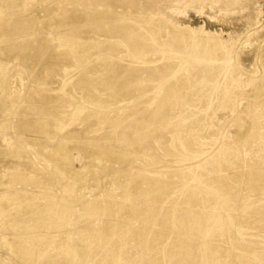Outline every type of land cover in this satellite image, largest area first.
I'll use <instances>...</instances> for the list:
<instances>
[{"label":"rangeland","instance_id":"obj_1","mask_svg":"<svg viewBox=\"0 0 264 264\" xmlns=\"http://www.w3.org/2000/svg\"><path fill=\"white\" fill-rule=\"evenodd\" d=\"M75 1L77 3L74 6L66 4L67 12H72L70 15H76L73 11H82L83 5H86L87 9L91 7L88 5H93L90 0ZM132 1L135 6H129V12H134L142 31L138 39L144 41L132 49L134 51L139 49L145 55L141 59L132 56L133 59L127 60V65L138 66V70L142 71L139 76H144V85L149 88L135 92L131 102L121 99L115 103V110L107 112L106 115L94 116L93 120L99 124L101 134H105V131L107 135L111 134L104 138L106 140L104 148H109L113 141L124 144L128 137H131L130 141H134L142 135V139L146 136L145 144L140 151L143 152L145 161L156 166V169L151 171L152 175L171 180L174 177L168 175L166 170L174 168L188 176L184 178L183 183H178L169 192L166 191V198L157 204L169 203L185 212L199 210L201 213L186 214L178 220L176 213L172 211L166 220L169 230L164 231V238H157L158 242L154 243L153 238L161 234L163 229L153 228L156 217L161 216L160 213L145 212L147 200L153 192L123 195L127 188L126 176L114 173L118 172L116 165L120 164L119 160L113 163L107 159L97 158L92 165L94 158L92 150L90 152L82 147H65L60 152L62 158L53 155L54 147L62 141L66 133L75 136L74 130L82 129V123L75 124L76 116H71L65 120L67 127L62 134L60 128L64 121L59 118L60 123L54 127L56 132L47 137L49 144L47 148L30 146L24 150L23 155L21 153L8 157L17 160L27 157L31 165L38 162L49 164L51 161L65 168L62 175L69 178L70 185L75 188L77 185L86 188V192L76 189L61 195L64 191L62 193L59 191L60 186H52L47 196H54L60 192L57 195L61 197H75L80 203L70 208L69 223L78 219L84 221L93 216L98 227L94 229L95 231L92 229L94 233L91 230L93 233L91 235L84 230L86 236L80 242L73 238L69 240L66 249L74 256L71 260L63 257L64 250L61 247L52 244L54 234L45 235L43 247L47 246L49 249L40 256V264H264V176H259L260 173L264 175V82L261 83L264 80L262 74L264 67H261L263 71L260 74L259 70H252L253 65H250L255 62L258 49L263 44L261 39L264 38V0ZM27 2L38 3V0H1L0 10H3V13L0 12V15L7 9H17L19 13L29 16L28 19L34 20L32 16H39V20L35 18L34 23L26 25L29 28L33 27L32 29L41 26V32L38 30L37 33L35 30V33L33 31L31 32L33 34L29 35L48 34L51 41L60 43L62 37L56 39L57 37L50 32L53 28L51 26L55 23H52V20L44 22L46 19H40L43 12L40 13L32 7L26 11L20 9ZM50 3L52 4V0L47 2L48 5ZM61 6L64 7L62 4L59 7ZM121 7L113 0H104L95 4V7L93 5L91 9L97 8V11H105L107 16H110ZM253 11L256 15L253 19L254 25L251 26L252 20L249 15ZM8 12L9 10L6 13ZM166 22L171 25L164 26L166 24L163 23ZM155 23L159 26L154 27ZM5 26V29H9L7 31L9 37L14 36L16 29L12 28L10 23ZM180 27H189L190 31L181 32L183 30ZM199 27H202L203 33L210 31L221 36L223 33L224 35L219 37L220 40L218 39L222 42L216 44L217 41L213 42L214 39L204 38L202 32L200 34L196 31ZM3 30L0 35L4 34ZM76 38L81 39L80 36ZM6 39L9 38H4ZM172 41H178L179 44ZM229 42L233 46L231 44L229 47ZM144 45V50H141ZM71 47L74 45L71 44ZM109 60L116 61L114 56H110ZM166 65L170 67L167 68L168 74L165 75L162 68ZM247 70L249 74H246ZM120 72L125 76L130 75V72L123 68ZM242 74L249 75V78L247 76L245 79ZM251 79L257 83H250ZM169 80L172 83H168ZM178 85L183 88L182 91L178 90ZM250 85L252 87L255 85L254 91L250 90L252 87L248 88ZM257 85H261V88ZM63 91L58 92L62 93L61 96L64 98L66 93ZM168 93L171 95H167ZM172 93L176 95L175 98H172ZM63 102L61 99L59 103ZM66 102L65 100L64 103ZM0 105L1 121H6L12 116L15 122L23 116L21 114L23 112L19 113L11 103ZM145 110L151 111L147 116L148 120L141 117ZM80 111L82 109L78 110ZM148 121L156 126L153 132L144 130L141 134H136V138L133 135L129 136L134 134L137 126L145 125ZM254 125L255 133L248 136ZM13 127L14 123H11L1 129L0 140L7 135L21 134L15 132ZM88 127H91V123ZM25 134H28L27 131ZM94 138L95 134L83 137L81 135L77 137V142L85 146L87 142L94 141ZM30 153L35 157L28 156ZM38 155L42 159L37 157ZM247 162L253 164L254 169L251 170H254V175L257 173L256 178L259 180L255 178L257 181L254 179L246 184L245 181L224 174L227 168L238 167ZM103 165L107 167L110 165L108 173H104L107 177L103 176L104 168H100ZM158 167L160 169H157ZM85 173H89V176ZM134 173L135 171L132 174ZM94 180L103 181L109 194L105 199L115 200L116 208L120 203L128 202L135 205L134 211L125 210L120 213L114 211L115 207L112 208L110 216L105 219L109 218L110 221L112 219L114 225L106 224L110 221L101 218L96 212L82 211L80 209L82 200L84 202L95 198L93 190L100 186L97 184L98 186H93L95 189L91 190V183ZM7 184L16 186L12 182ZM163 190L165 191L164 188ZM195 203H198V206L194 207ZM1 253V256L9 257L7 252ZM0 264H5L2 257Z\"/></svg>","mask_w":264,"mask_h":264},{"label":"bare ground","instance_id":"obj_2","mask_svg":"<svg viewBox=\"0 0 264 264\" xmlns=\"http://www.w3.org/2000/svg\"><path fill=\"white\" fill-rule=\"evenodd\" d=\"M48 1L50 2L51 0H38V3L27 2L20 9L26 11L29 7H32L40 13L43 12L40 15V19H46L43 20L44 22L52 20V23H55L51 26L53 28L50 32H52L51 35L54 34L57 37L56 39L62 37L60 43L51 41V36L49 38L48 34H41L39 36L29 35L33 31L35 33V30L38 33V30L41 29V26L39 28L34 27V29H32L33 27H28V24L34 23L35 18L39 16H32L34 20L28 19L29 16L19 13L17 9H7V11L9 10L8 13L5 11L3 15H0V32L4 29L2 31L4 34L0 35V104L11 103L19 113H24H21L23 116L19 117L15 122H13L15 118L12 116L6 121L0 120V130L8 124L14 123L13 129L15 132L21 133L13 134V136L7 135L0 140V254L5 251L9 255L8 258L1 255L0 257H2L5 264H40V256L46 249H49L47 246L43 247L45 235L49 233L55 235L53 236L52 244L61 247L64 250L63 257L71 260L74 256L66 249L69 240L73 238L75 241L80 242L86 236V231L91 235L94 233V229L98 227V223H95L93 216L84 219V221L78 219L73 223H69L70 208L80 202L75 197H61L57 194L64 191L61 195H65L68 191L76 189L85 193L86 188L84 189L78 185L76 188L71 186L69 178L62 175L64 170H66L65 168L51 161L49 164L38 162L35 165H31L27 157L22 160L8 157V155L18 156L21 153L23 155L24 150L30 146L34 148L44 146V148H47L49 146L47 137L52 136L56 132L54 127L59 122V118L64 121L60 128L62 134L67 127V121L65 120L71 116H76L75 124L82 123V129L81 131L74 130L75 136H70L66 133L62 137V141L54 147L53 155L62 158L60 152L65 147H82L83 149H88L90 152L92 150L94 152L92 165L95 164L93 161L97 158L107 159L113 163L119 160L118 163L120 164L116 165L118 166V172L114 173L126 176L124 178L127 188L123 195L138 194L143 191L153 192L147 200L145 212L160 213L161 216L156 217L157 219L153 228L159 227L163 229L161 234H157L153 238L154 243L158 242L157 238H164L166 230H169L166 220L172 211L176 213L178 220L186 214L196 215L201 213L199 210L185 212L169 203L157 204L159 201L162 203V200L166 198V191L169 192L178 183H183L182 181H185L184 178L187 174L183 175L178 170L170 168L166 171H168V175L174 177L171 180H168L166 177L152 175L151 171H154L156 166L145 161L143 159V152L140 151L145 144L144 140L146 136L143 139V135L142 137L138 135L140 136L138 137L139 139L132 137L134 141H130L131 137H128L125 139L124 144H117L113 141L109 148H104L106 147V140L104 138L111 134L108 133L107 135V131H105V134H101L102 131L99 124L96 120H93L94 116L106 115L107 112L115 110V103H118L121 99L131 102L135 92L145 91L149 88V86L145 87L144 85L142 73L139 76V73L142 71L138 70V66L129 67L127 65V60L133 59L132 56H138L137 59H141L145 55L139 49L133 50L137 48L136 46L139 43H144V41L138 39V36L142 34L141 28H139L140 25L134 16V12H129L128 8L129 6H135L134 1L113 0L116 5H121L122 7L117 11L115 10L114 14L110 16H107V12L105 11H97V8L96 10H94L95 8L91 9L93 5L95 7V4L102 3L104 0H90L93 5H88L91 6L89 7L90 9L88 8L89 10L86 8V5L82 4V11H73L76 15H70L69 13L72 12H67L68 8L66 6H74L77 1L52 0V4L50 3V5L47 4ZM61 4L64 7H59ZM2 11L0 10L1 13H3ZM254 15H256L254 11L249 15L252 20H250L251 26L254 25ZM74 16L76 17L72 19ZM31 20L33 21L31 22ZM7 23H10L13 26L12 28L16 29L14 36L9 37V33L7 32L9 29H5ZM163 24H166L164 26L171 25L168 22ZM153 26L158 27L159 25L155 23ZM171 28L173 27L171 26ZM180 28L183 31L179 30ZM180 28L178 30L181 32H184V30L185 32L190 31L189 27ZM196 31L197 33H203L202 27L197 28ZM202 35L206 39H214L213 42L217 41V44L218 42H222L219 41V37H222L224 34L222 33L221 36V34L218 35L215 32L204 31ZM77 36H80L81 39H77ZM4 38L9 39L4 40ZM71 38L74 39L71 40ZM261 40L263 44L261 43L259 51L257 50V58H255L254 63L250 64L253 65L252 70H259L260 74L263 71L261 67H264V38ZM172 43L179 44L178 41H172ZM71 44L74 47H71ZM231 44L228 46L231 47ZM222 45L224 46V44ZM228 46L226 45V47ZM144 48L145 45L141 50H144ZM73 53L75 60L72 57ZM110 56H114L116 61L111 62L109 60ZM122 58L124 60H121ZM169 67V65H166L162 68V72L165 75ZM122 68L128 70L130 75L125 76L124 74H120ZM249 70L245 71L246 74H249L247 73ZM259 71L257 74H259ZM254 74L256 73L254 72ZM247 76L249 78V75L244 76V78L246 79ZM252 82L254 83L255 81L252 80L250 83ZM263 82L264 80L261 83L263 84ZM168 83H172V81L169 80ZM254 86L250 85L248 88L252 87L250 90L254 91L256 88ZM260 86L259 88H261ZM177 88L180 91L183 89L180 85ZM61 90L65 91H63L64 94L66 93L64 98L61 96L62 93L58 92ZM247 90L249 91V89ZM167 95L170 96L171 94L168 93ZM175 97L176 95L172 93V98ZM61 99L67 102H63V104L59 103ZM80 109L82 111L78 112ZM150 112L149 110H145L142 112L141 117L148 120L147 116L150 115ZM89 123H91L90 128L88 127ZM255 126L252 130H249L248 136L255 133ZM155 127L154 123L148 121L145 125L141 124L137 126L134 134L132 133L129 136L133 135L135 137L136 134H141L144 130H146L145 132L148 130L149 132H153L152 130ZM25 131L28 134H25ZM88 134L96 135L94 141L87 142L85 146L80 145L77 142V137L81 135L83 137ZM66 137H70L71 139ZM66 139L73 141H66ZM254 142L253 144H255ZM15 145L17 147H14ZM32 155L35 157L33 153H30L28 156ZM46 155H44V159H46ZM37 157L41 158L40 155ZM109 166L103 165L100 167L104 168V172H102L103 176H106L104 175L105 172L108 173ZM253 167V164L247 162L244 165H238V167L227 168L224 174L230 178H238L239 181H245L248 184L251 180L258 177L256 176L257 173L254 175V170H251ZM222 168H224V165ZM157 169H160V167ZM134 171L135 173L132 174ZM87 172L89 171L87 170ZM85 174L89 176V173ZM260 174V177L264 176L263 173ZM9 182L15 183L16 186L7 184ZM91 184V190L98 186L97 184L100 185L99 188L96 187V190H93L95 198L87 199L84 202L82 200L80 209L82 211L91 210L105 219L107 216H110V210L115 207L114 205L117 202L111 199V201L106 200L108 198L106 196H109V194L103 181L97 182L94 180ZM52 186H60V192L49 197L47 193ZM234 195L235 193L232 194V196ZM170 202L174 201L170 200ZM193 206H198V203H195ZM135 208V205L132 203L123 202L117 208L115 207L114 211L120 213L125 210L133 212ZM105 220H109V218ZM106 224L114 225L115 223L111 219ZM89 229L90 231H88ZM138 243L140 244L141 242Z\"/></svg>","mask_w":264,"mask_h":264}]
</instances>
